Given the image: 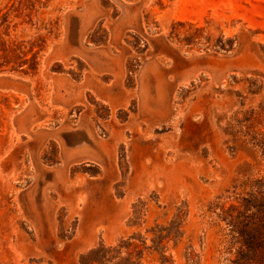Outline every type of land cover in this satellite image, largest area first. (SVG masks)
Here are the masks:
<instances>
[{
	"label": "rangeland",
	"instance_id": "374dc122",
	"mask_svg": "<svg viewBox=\"0 0 264 264\" xmlns=\"http://www.w3.org/2000/svg\"><path fill=\"white\" fill-rule=\"evenodd\" d=\"M0 264H264V0H0Z\"/></svg>",
	"mask_w": 264,
	"mask_h": 264
},
{
	"label": "trees",
	"instance_id": "16d2710c",
	"mask_svg": "<svg viewBox=\"0 0 264 264\" xmlns=\"http://www.w3.org/2000/svg\"><path fill=\"white\" fill-rule=\"evenodd\" d=\"M100 248H94L93 250H90L89 252H88V254H91V253H93L94 252V257H96V255H98V253L100 252ZM95 259V258H94Z\"/></svg>",
	"mask_w": 264,
	"mask_h": 264
}]
</instances>
